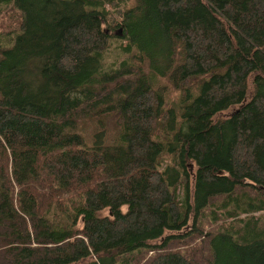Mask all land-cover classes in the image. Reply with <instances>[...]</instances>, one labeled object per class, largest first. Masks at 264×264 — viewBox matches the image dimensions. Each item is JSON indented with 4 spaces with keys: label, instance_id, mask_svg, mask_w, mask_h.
Here are the masks:
<instances>
[{
    "label": "trees",
    "instance_id": "16d2710c",
    "mask_svg": "<svg viewBox=\"0 0 264 264\" xmlns=\"http://www.w3.org/2000/svg\"><path fill=\"white\" fill-rule=\"evenodd\" d=\"M14 11L0 264H264V0Z\"/></svg>",
    "mask_w": 264,
    "mask_h": 264
},
{
    "label": "rangeland",
    "instance_id": "374dc122",
    "mask_svg": "<svg viewBox=\"0 0 264 264\" xmlns=\"http://www.w3.org/2000/svg\"><path fill=\"white\" fill-rule=\"evenodd\" d=\"M15 12L16 11H14V12H9V13H6V14H4V15H0V31H5L7 28H9L11 25H12V23L14 22V20H15V18H16V14H15ZM112 41H114V40H112ZM111 41V42H112ZM116 44L113 42V43H111L110 44V46H109V51L108 52H110V50H112V52L109 54V55H106V56H108V59H111L113 56L115 57L116 56V54H117V49L114 47ZM168 159V157L166 156L165 158H164V161H166ZM168 162V161H167ZM226 221V220H225ZM225 221H219L218 223H220V224H222V223H227V222H225ZM213 228H214V225H211ZM209 227H210V225H209ZM201 242H202V240H201ZM185 246V245H184ZM172 248L173 249H176V250H179V249H181L182 247H180L179 245H177V244H173V246H172ZM184 248H188V247H184ZM150 254H152V253H150Z\"/></svg>",
    "mask_w": 264,
    "mask_h": 264
}]
</instances>
